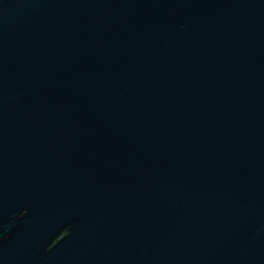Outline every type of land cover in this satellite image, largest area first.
<instances>
[{
	"label": "water",
	"instance_id": "water-1",
	"mask_svg": "<svg viewBox=\"0 0 264 264\" xmlns=\"http://www.w3.org/2000/svg\"><path fill=\"white\" fill-rule=\"evenodd\" d=\"M0 264H264V0H0Z\"/></svg>",
	"mask_w": 264,
	"mask_h": 264
}]
</instances>
